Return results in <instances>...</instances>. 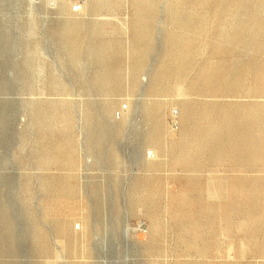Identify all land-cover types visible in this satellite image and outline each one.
<instances>
[{
    "label": "rangeland",
    "instance_id": "374dc122",
    "mask_svg": "<svg viewBox=\"0 0 264 264\" xmlns=\"http://www.w3.org/2000/svg\"><path fill=\"white\" fill-rule=\"evenodd\" d=\"M0 264H264V0H0Z\"/></svg>",
    "mask_w": 264,
    "mask_h": 264
},
{
    "label": "bare ground",
    "instance_id": "6f19581e",
    "mask_svg": "<svg viewBox=\"0 0 264 264\" xmlns=\"http://www.w3.org/2000/svg\"><path fill=\"white\" fill-rule=\"evenodd\" d=\"M60 25V24H59ZM175 124L177 125L178 124V122L177 121H174V123H173V128H175ZM5 239V238H4Z\"/></svg>",
    "mask_w": 264,
    "mask_h": 264
}]
</instances>
